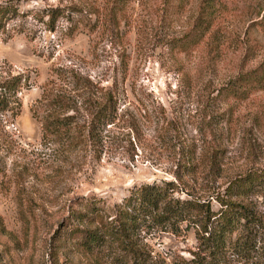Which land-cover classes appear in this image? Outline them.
<instances>
[{"label":"rangeland","instance_id":"1","mask_svg":"<svg viewBox=\"0 0 264 264\" xmlns=\"http://www.w3.org/2000/svg\"><path fill=\"white\" fill-rule=\"evenodd\" d=\"M12 1L21 15L0 35V264H128L113 242L87 249L83 230L104 228L139 184L205 196L264 176V0ZM68 73L116 83L115 119L93 141L42 130L41 94ZM234 79L244 89L224 96ZM243 200L264 215L263 189ZM142 239L167 264L194 243L190 230Z\"/></svg>","mask_w":264,"mask_h":264},{"label":"trees","instance_id":"2","mask_svg":"<svg viewBox=\"0 0 264 264\" xmlns=\"http://www.w3.org/2000/svg\"><path fill=\"white\" fill-rule=\"evenodd\" d=\"M57 14L64 12L50 16ZM18 15L21 12L14 1L0 2V35L5 33L7 22ZM240 81L223 85L222 94L235 96L242 91ZM62 85L41 94L38 102H49L50 107L41 119L42 130L68 140L83 137L93 141L115 119L116 83L99 86L88 76L68 73L63 75ZM4 91L0 92L2 110L6 107ZM79 107L84 109L82 124L77 119ZM255 189L264 190L261 174L233 176L221 190L207 189L205 196L183 191L172 180L141 183L115 206L104 228L83 230V245L94 250V246L113 242L128 264H167L165 256L159 257L142 241L144 235L165 231L178 236L190 230L193 245L186 248V255L173 254L169 264H264V215L243 200Z\"/></svg>","mask_w":264,"mask_h":264}]
</instances>
